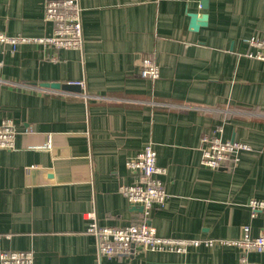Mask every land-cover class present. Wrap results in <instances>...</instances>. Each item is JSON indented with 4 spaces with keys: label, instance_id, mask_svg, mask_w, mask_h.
Here are the masks:
<instances>
[{
    "label": "crops",
    "instance_id": "0c3cea01",
    "mask_svg": "<svg viewBox=\"0 0 264 264\" xmlns=\"http://www.w3.org/2000/svg\"><path fill=\"white\" fill-rule=\"evenodd\" d=\"M79 4L81 50L0 42V121L17 131L15 147L0 148V250H32L34 264H264V251L241 263L240 250L221 243L98 258L85 216L117 227L141 218L118 186L132 177L126 160L150 143L165 169V204L150 213L159 236L236 239L244 225L264 232V211L251 217L247 206L264 200V60L249 57L246 43L264 36V0ZM51 29L43 0H0V33ZM144 55L159 65L156 80L139 75ZM72 82L82 84L41 85ZM218 126L251 150L211 169L199 142Z\"/></svg>",
    "mask_w": 264,
    "mask_h": 264
},
{
    "label": "built area",
    "instance_id": "2783aa9c",
    "mask_svg": "<svg viewBox=\"0 0 264 264\" xmlns=\"http://www.w3.org/2000/svg\"><path fill=\"white\" fill-rule=\"evenodd\" d=\"M82 7L79 0H43V20L51 24L50 34L44 36H6L0 33V42L15 45L19 42H39L54 50H81L83 34L81 24ZM253 48L247 55L264 60V36L255 35L246 39ZM139 75L142 78L156 80L159 77V65L151 56L144 55L139 62ZM81 85V82H72ZM16 128L10 118L0 121V148L13 149ZM220 126L201 136L199 142L200 162L202 165L218 169L227 161L232 165L238 162L240 152L251 150V146L237 140L223 139ZM47 140L45 148H50ZM125 167L131 174L128 183H121L118 191L128 204L139 206L141 218L125 226L100 225L95 213H85L88 219L86 233L96 241L98 258H129L137 249L152 252H185L189 246L214 243L235 246L240 250V262H245V254L249 251H264V232L252 235L250 226L244 225L240 237L236 239H200L159 236L150 223V213L162 208L167 193L162 175L165 169L156 163V153L148 143L125 162ZM251 217L258 211H264V200L250 199L247 203ZM1 236V232H0ZM0 264H34L32 250H0Z\"/></svg>",
    "mask_w": 264,
    "mask_h": 264
},
{
    "label": "water",
    "instance_id": "95a60500",
    "mask_svg": "<svg viewBox=\"0 0 264 264\" xmlns=\"http://www.w3.org/2000/svg\"><path fill=\"white\" fill-rule=\"evenodd\" d=\"M197 16L195 14H192L191 16V25L193 27H196L197 23ZM43 87H50V88H63V89H69V90H75L78 88L77 84H58V83H43L41 84Z\"/></svg>",
    "mask_w": 264,
    "mask_h": 264
}]
</instances>
